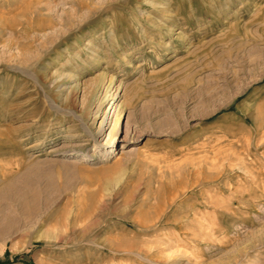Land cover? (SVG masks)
<instances>
[{"label": "rangeland", "instance_id": "rangeland-1", "mask_svg": "<svg viewBox=\"0 0 264 264\" xmlns=\"http://www.w3.org/2000/svg\"><path fill=\"white\" fill-rule=\"evenodd\" d=\"M0 264H264V0H0Z\"/></svg>", "mask_w": 264, "mask_h": 264}, {"label": "bare ground", "instance_id": "bare-ground-1", "mask_svg": "<svg viewBox=\"0 0 264 264\" xmlns=\"http://www.w3.org/2000/svg\"><path fill=\"white\" fill-rule=\"evenodd\" d=\"M119 113H120V112L118 111V114H117V116H116V117H117V118H116V123H117V121H119V120H118V118H119ZM104 119H105V118H102V119H101L100 124H102V122H103ZM116 126H117V125H116ZM116 131H117V128H114V129L112 128V131H111V133H110V136H111V137H110V140H111V141H113Z\"/></svg>", "mask_w": 264, "mask_h": 264}]
</instances>
